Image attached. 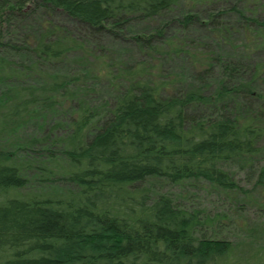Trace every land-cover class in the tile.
I'll return each instance as SVG.
<instances>
[{"label":"trees","instance_id":"16d2710c","mask_svg":"<svg viewBox=\"0 0 264 264\" xmlns=\"http://www.w3.org/2000/svg\"><path fill=\"white\" fill-rule=\"evenodd\" d=\"M249 1L0 0V264H264V246L199 238L207 218L170 192H235L233 162L255 168L264 208V17ZM233 35L241 54L224 52ZM107 38L150 64L110 71ZM157 54L191 70L163 77ZM67 61L82 75L50 77ZM104 76L122 86L111 100L79 94ZM66 109L49 140L42 117ZM30 119L44 133L18 146Z\"/></svg>","mask_w":264,"mask_h":264},{"label":"rangeland","instance_id":"374dc122","mask_svg":"<svg viewBox=\"0 0 264 264\" xmlns=\"http://www.w3.org/2000/svg\"><path fill=\"white\" fill-rule=\"evenodd\" d=\"M229 1L230 3H233L237 0ZM248 3L251 5L254 4L253 10H255L256 13H260L261 11L262 16L264 17V0H250ZM200 35L205 36L203 33ZM236 35H233L232 40V49L234 50H231L228 47H223L224 52L230 50V54L237 55L242 53L245 40L241 35ZM80 37L82 36L80 35ZM103 43L107 52L104 60L111 66L110 71L114 72L115 67H118V65L126 63L132 65L141 60L145 62L146 65L150 64V61H148L149 59L141 58L139 52L129 44H124L121 41H115L109 38L104 39ZM207 50L212 52L215 51V48L208 47ZM252 56L255 58L256 56H259V54L254 53ZM74 57H77V55ZM154 58L159 59L157 64L161 65L162 71L160 72V75L163 77L173 73L175 74L181 69L186 70V72L188 71V73L189 70H191L189 66H187V63H184L185 59L173 61L170 57H162L158 54L155 55ZM16 61L19 62L18 59ZM71 65H73V62L67 61L64 65L53 67L56 71L52 69L48 74L50 77L57 76L65 78H74L82 75V72L77 74L78 72L74 71V68L71 67ZM158 70L159 68L157 69V73ZM36 82L37 80H31L30 82L18 83L16 86L17 89H15L14 92L17 94L24 87L35 89L43 86L41 80L38 84H35ZM75 84L79 87V94L81 96H86L85 100L96 104L111 100L117 93V90L122 87L118 83L117 88L110 87L111 85L109 86L110 83L105 76L104 81L99 82L96 87H93L91 83L89 84L88 82H79ZM88 88L91 90L90 92H88ZM5 91L6 86L0 85V93ZM70 111V109H66L65 111L57 110L56 112H51L49 114L46 113L47 115L44 114L42 118L48 119V130H52L51 135H49L50 132L46 133L49 140H53V137H59L61 135V132L59 131L60 128H53L56 124H61V130H66V122L70 115ZM42 128L43 124L40 119H30L20 122L19 126L16 127L14 134L16 141L20 144L18 146H21L27 139L40 137V134L44 133L41 131ZM33 150L42 151L44 148H35ZM50 151H55V149L53 148ZM261 164H263V162ZM220 168L228 173L237 184V191L225 192L209 184L192 183L186 187L176 186L172 188L170 191L171 194H173V197L179 200L181 204L191 209L201 211L200 217L203 222H205L207 218L209 226L204 225L199 230L197 235L199 238H214L217 240L229 241L237 246L243 247L244 249H254L259 246H264L263 198L253 190L256 175L255 168H252V170L248 165L233 162L222 163ZM28 188L30 191L34 192H40L42 189L41 187H38L34 180L30 183Z\"/></svg>","mask_w":264,"mask_h":264}]
</instances>
